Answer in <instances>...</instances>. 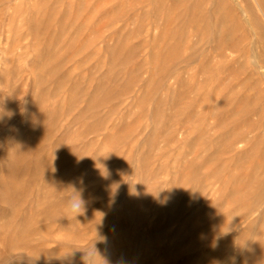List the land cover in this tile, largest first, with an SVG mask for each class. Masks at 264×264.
Segmentation results:
<instances>
[{
	"label": "rangeland",
	"instance_id": "1",
	"mask_svg": "<svg viewBox=\"0 0 264 264\" xmlns=\"http://www.w3.org/2000/svg\"><path fill=\"white\" fill-rule=\"evenodd\" d=\"M93 243L264 264V0H0V264Z\"/></svg>",
	"mask_w": 264,
	"mask_h": 264
},
{
	"label": "clouds",
	"instance_id": "2",
	"mask_svg": "<svg viewBox=\"0 0 264 264\" xmlns=\"http://www.w3.org/2000/svg\"><path fill=\"white\" fill-rule=\"evenodd\" d=\"M87 202L83 199L82 194L73 190V194L68 198L65 215L67 217L75 218L81 216L86 211ZM84 255L82 256L83 264H107V261L102 259L94 243L92 247L86 250H82Z\"/></svg>",
	"mask_w": 264,
	"mask_h": 264
},
{
	"label": "bare ground",
	"instance_id": "3",
	"mask_svg": "<svg viewBox=\"0 0 264 264\" xmlns=\"http://www.w3.org/2000/svg\"><path fill=\"white\" fill-rule=\"evenodd\" d=\"M249 192H250V191H249ZM250 195H251V194L248 193L247 197H249ZM244 196H246V195H244Z\"/></svg>",
	"mask_w": 264,
	"mask_h": 264
}]
</instances>
